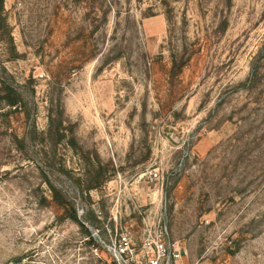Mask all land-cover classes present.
<instances>
[{
  "label": "rangeland",
  "instance_id": "374dc122",
  "mask_svg": "<svg viewBox=\"0 0 264 264\" xmlns=\"http://www.w3.org/2000/svg\"><path fill=\"white\" fill-rule=\"evenodd\" d=\"M3 17L20 102L0 89V264H106L91 229L146 218L182 264H264V0H4Z\"/></svg>",
  "mask_w": 264,
  "mask_h": 264
},
{
  "label": "built area",
  "instance_id": "2783aa9c",
  "mask_svg": "<svg viewBox=\"0 0 264 264\" xmlns=\"http://www.w3.org/2000/svg\"><path fill=\"white\" fill-rule=\"evenodd\" d=\"M146 176L148 182L159 179L157 169L148 171ZM91 238V249L96 254L98 251L104 252L107 256L106 264H182L180 245L172 238L161 219H144L136 235L128 230H119L118 227L112 229L105 224L103 227L92 228Z\"/></svg>",
  "mask_w": 264,
  "mask_h": 264
},
{
  "label": "trees",
  "instance_id": "16d2710c",
  "mask_svg": "<svg viewBox=\"0 0 264 264\" xmlns=\"http://www.w3.org/2000/svg\"><path fill=\"white\" fill-rule=\"evenodd\" d=\"M3 12H4V0H0V16H1L0 20L1 22L5 21L3 17ZM3 88H4L3 85L2 86L0 85V89L5 92V94L3 95V99L6 100L5 102L11 106L17 105L20 102V99L14 98V94H16V92L12 93L11 90L7 88L6 89L4 88L3 90ZM53 122H54L53 115H50V124L51 123L53 124ZM70 217L74 219L75 221H77L78 223H80L75 211L70 215ZM86 231L88 232V234H90V231L88 229H86Z\"/></svg>",
  "mask_w": 264,
  "mask_h": 264
}]
</instances>
